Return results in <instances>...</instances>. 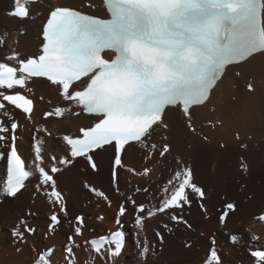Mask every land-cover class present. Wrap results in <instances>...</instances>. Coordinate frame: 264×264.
I'll return each mask as SVG.
<instances>
[{"label": "bare ground", "instance_id": "1", "mask_svg": "<svg viewBox=\"0 0 264 264\" xmlns=\"http://www.w3.org/2000/svg\"><path fill=\"white\" fill-rule=\"evenodd\" d=\"M86 1L38 0L31 4V17L42 19L53 6L81 7L85 6ZM13 6L14 0H0V62L5 61L4 55L16 39L25 56L29 55L23 48L25 44L36 46L33 28H29L26 35L18 34L21 24L30 25L31 22H22L8 15V9ZM247 86H251L250 92L245 91ZM26 88L32 91L36 89L37 100L42 96L33 109L32 121L9 106L6 110L10 113V120L19 121L17 143L21 152L28 157L29 164L32 161L35 164L33 134L36 132L37 136H43L46 140L44 163L49 166L57 162L55 149L65 150L61 135L77 133L80 126L90 124L85 120L92 118L72 116L75 105L64 101L58 86L44 79L32 78ZM57 107L70 108L71 111L59 119L54 115L45 118L47 111L54 113ZM1 116L4 117L3 112H0ZM4 119L7 122L8 117ZM41 125L46 126L53 135L47 137L43 132L38 133L36 128ZM0 144L3 146L2 142ZM8 144L9 140L3 151L4 157L0 160V181L4 178ZM166 145L169 150L164 155ZM106 147L107 151L97 150L93 154L97 171L84 158H76L72 159L70 165H63L54 177L57 190L66 202L67 218L59 211V206L48 199L50 187L42 186L37 191L36 185L40 179L37 174L26 181L25 189L17 197L4 196L0 199V264H31L39 252L53 245L55 249L51 259L53 264H57L56 261H62L64 257L63 248L68 234L73 232L68 219L78 215L84 217L83 234L76 236V241L82 242L115 229L118 224L115 216L112 217L111 208L118 209L122 203H125L127 214L122 216L121 221L131 230L122 253L110 262L106 249L96 253L88 246L79 245L73 248L74 264H201L207 257L213 237H216L217 258L221 264L253 263L248 250L264 246V226L257 224L258 216L264 210V51L230 66L208 102L192 107L189 118H185L177 107L168 108L163 123L154 127L151 137H146L145 148L137 143L127 145L123 155L125 167L117 168L118 190L113 187L111 179L114 148ZM154 164L150 173L143 172ZM186 167H191L193 182L206 193L203 204L207 218L200 202L189 191L192 203L184 207L182 215L194 231L170 219L173 213L181 215L179 210H168L151 217L147 213L139 214L145 218L143 224L137 226L139 229H135L137 213L134 206L127 202V197L132 195L136 205L159 207L163 197L161 192L167 181L174 179L176 170ZM86 185L104 192L111 201V208ZM137 188L141 191L136 192ZM145 188L147 192L143 191ZM230 202L235 204V209L228 211L225 223L221 225L219 214L225 210L224 205ZM54 212H59L63 220L53 231H49L47 219ZM35 216L41 221H31ZM21 220H26L28 227L34 226L36 232H25L26 242L14 243L12 229L19 226V230L24 231ZM253 232L259 235V240H251ZM231 234L240 237V242L233 243ZM29 245L33 247V252L28 250ZM17 248L22 250L18 253ZM145 248L148 249L147 254H143ZM208 264H215V261Z\"/></svg>", "mask_w": 264, "mask_h": 264}, {"label": "snow or ice", "instance_id": "2", "mask_svg": "<svg viewBox=\"0 0 264 264\" xmlns=\"http://www.w3.org/2000/svg\"><path fill=\"white\" fill-rule=\"evenodd\" d=\"M36 0H14V7L8 15L25 19L30 17L31 3ZM109 18L85 14L69 7H56L49 14L42 31L40 54L26 59L20 54L7 56L16 61L19 67L0 62V112L9 117L7 105L25 114L31 122L34 109L33 100L19 92L5 90L31 88L26 84L33 77L45 78L51 85L60 88L64 101L71 102L76 108L95 117L90 127L80 128V135H63L62 142L71 158H84L89 166L98 170L93 154L97 150L107 151L114 148L111 173L113 187L117 188V168H123L121 155L127 145L137 143L146 147V137L154 124L161 120L162 111L175 105L176 97L203 73L210 76L217 68L222 69L236 55H248L253 49L264 48V0H104ZM114 53L112 59L104 54ZM87 77L82 90L70 91L73 84ZM70 108L57 107L45 113V118H62ZM79 112L73 115H79ZM19 123L14 119L5 125L0 119V141L12 133L10 152L7 158V177L0 186V199L4 196L15 198L26 187V181L37 174V191L42 186L51 188L48 199L59 206V211L68 217L64 196L57 190L55 173L59 167L46 170L39 164L34 171L26 167L18 155L15 141ZM36 131L48 136L53 135L46 126H38ZM169 146H165L167 150ZM42 142L35 145L36 159L41 160ZM3 154L0 153V157ZM55 158L53 157V160ZM72 159L62 158L61 165H70ZM150 170H145L147 173ZM52 173V174H50ZM181 177L182 180H181ZM175 181H179L178 184ZM90 190L111 206L108 196L94 187ZM189 190L200 202L201 210L207 218L203 204L205 191L193 182L191 167L178 169L174 179L163 187V200L159 207L146 208L136 205L131 195L127 197L137 215L135 222L141 225L144 216L148 217L168 210H179L170 219L191 229L192 225L183 218L182 210L190 206ZM141 189L137 188L136 192ZM147 192V188L143 189ZM235 209L234 203L225 205L220 215L221 225L225 223L228 210ZM127 214L125 203L118 209V216ZM49 231L61 224L58 214L50 215ZM102 219V218H101ZM75 235H82L85 226L83 216L68 221ZM24 231L19 226L12 230L14 243L26 242L24 233L34 234L36 229L28 227ZM233 243L240 237L230 236ZM260 238L252 235L251 240ZM162 240V237H161ZM70 245L74 244L72 235ZM94 251L101 253L106 246L114 245L110 256L115 259L121 253L123 242L119 232L111 237L102 236L90 241ZM188 246V245H186ZM19 250V249H18ZM49 252L39 255L37 264H50ZM71 253V246L66 249ZM148 249L143 250L147 254ZM251 256L256 264H264V250H252ZM215 264H221L213 252Z\"/></svg>", "mask_w": 264, "mask_h": 264}, {"label": "rangeland", "instance_id": "3", "mask_svg": "<svg viewBox=\"0 0 264 264\" xmlns=\"http://www.w3.org/2000/svg\"><path fill=\"white\" fill-rule=\"evenodd\" d=\"M245 91L250 92L251 90L249 91V90L246 88ZM154 165H155V164H154ZM145 170H147V168H146ZM147 174H148V173H147ZM162 192H163V190H162ZM162 192H161V193H162ZM149 194H150V193H149ZM131 196H132V195H131ZM161 200H163V197L161 198ZM161 200L159 201V203L162 202ZM109 207L111 208V206H109ZM116 212H117V208H111V214H112V217H114V216L116 215ZM89 216H90V215H89ZM91 216H92V215H91ZM38 217H40V216H38ZM97 218H98V217H97ZM33 219H34V221H41V219H37L36 216H35V217H32V218H31V221H33ZM69 220H74V219H68V221H69ZM21 221H26V220H21ZM48 221H49V219H47V224H48ZM19 223H20V221H19ZM22 225H24V224H22ZM65 226H66V223H65ZM33 227H34V226H33ZM67 227L71 228V227L69 226V224H67ZM14 229H15V228H14ZM135 229H139V228H137V225H135ZM12 230H13V229H12ZM192 231H194L193 228H192ZM155 232H157V231H155ZM134 234L136 235L137 232H134ZM215 238H216V237H213V238H212V241H214ZM84 240H85V239H84ZM84 240H83V241H84ZM83 241H82V242H83ZM82 242H80V243H81L80 245H81V246H84V247L87 248V246L83 245ZM153 244H154V243H152V246H154ZM48 245H49V244H48ZM53 246H54V245H53ZM139 246H140V245H138V247H139ZM48 247H49V246H48ZM54 247H55V246H54ZM18 249H19V250H18ZM61 249H62V248H61ZM63 249H64V248H63ZM21 250H22V248H17V249H16V252L19 253ZM28 250L31 251V252H33V247H32L31 245H29ZM16 252H15V253H16ZM61 255H62V254H61ZM62 257H63V255L61 256V258H62ZM92 258H93V256H92ZM61 260H62V261L57 260V261H56L57 264H67V262L65 261L64 257H63ZM91 260H92V259H91ZM89 263H90V261H89Z\"/></svg>", "mask_w": 264, "mask_h": 264}, {"label": "trees", "instance_id": "4", "mask_svg": "<svg viewBox=\"0 0 264 264\" xmlns=\"http://www.w3.org/2000/svg\"><path fill=\"white\" fill-rule=\"evenodd\" d=\"M221 254V253H220Z\"/></svg>", "mask_w": 264, "mask_h": 264}]
</instances>
